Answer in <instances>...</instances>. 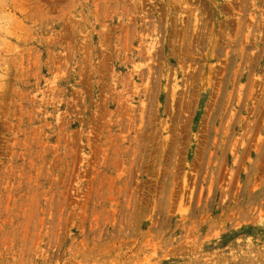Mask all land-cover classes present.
<instances>
[{
  "label": "rangeland",
  "instance_id": "1",
  "mask_svg": "<svg viewBox=\"0 0 264 264\" xmlns=\"http://www.w3.org/2000/svg\"><path fill=\"white\" fill-rule=\"evenodd\" d=\"M0 264H264V0H0Z\"/></svg>",
  "mask_w": 264,
  "mask_h": 264
}]
</instances>
